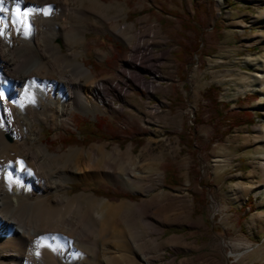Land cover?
<instances>
[{"label":"rangeland","instance_id":"obj_1","mask_svg":"<svg viewBox=\"0 0 264 264\" xmlns=\"http://www.w3.org/2000/svg\"><path fill=\"white\" fill-rule=\"evenodd\" d=\"M4 3L5 8L13 6ZM78 4L96 27L85 31L76 58L89 68L93 83L102 81L108 88L111 103L98 110L71 109L67 118L54 123L34 122L40 127L39 141L49 152L80 151L79 162L65 161L69 179L63 182L62 193L78 203L71 213L73 220L93 216L98 237L85 228L84 232L98 242L84 240L86 244L77 246L73 240L72 245L84 257L109 251L114 258L111 264H264V0H83ZM182 18L190 20L187 27L199 31V49L203 45L207 54L194 52L180 70L173 52L194 35L192 29H183ZM72 19L57 20L62 26ZM78 23L82 28L84 22ZM214 23L219 30L211 28ZM14 28L23 34L20 27ZM52 42L67 51L59 37ZM139 42L142 62L131 57L133 44ZM114 44L125 52L119 61L109 63ZM139 76L145 86L135 82ZM148 82L153 88L146 87ZM210 85L217 88L220 102L231 111H250L254 121L221 136L201 123L194 127L195 141L188 148L178 133L184 123H192L194 112L204 103L201 93ZM125 90L129 93L123 97ZM100 118L138 132L140 143L135 145L130 138L119 143L111 138L83 139L87 127L93 128ZM68 132L76 135L77 144H62L61 137ZM2 134L5 141H12L9 133ZM87 163L95 169L87 168ZM75 164L82 168L81 174L71 172ZM152 165L155 173L146 170ZM165 166L173 169L178 184L164 180ZM1 169L0 164L3 197L9 183ZM91 188L137 197L107 198ZM45 191L52 206L60 207L53 203V189ZM5 208L0 204V209ZM60 235L65 236L54 231L37 240L45 237L43 247L53 250ZM121 253L130 261L119 262L116 256ZM37 263L68 264L57 255L52 260L43 256Z\"/></svg>","mask_w":264,"mask_h":264},{"label":"bare ground","instance_id":"obj_2","mask_svg":"<svg viewBox=\"0 0 264 264\" xmlns=\"http://www.w3.org/2000/svg\"><path fill=\"white\" fill-rule=\"evenodd\" d=\"M74 1L76 3L70 4L69 0H19L21 8L33 10L29 13L28 26L16 25L23 34L14 28L10 11L0 14L7 25L0 35V164L9 183L4 196L0 197V204L6 206L0 209V264H38L43 256L52 260L55 255L64 257L68 264H111L114 259L104 250L84 257L74 246L86 244L84 240L98 242L84 232L89 230L98 237L93 216L80 215L73 220L71 213L78 208V203L62 193L63 182L69 179L65 161L77 162L80 151L49 152L39 141L40 127L34 125V122L54 123L57 118H67L71 109L98 110L110 105L112 100L104 83H93L89 68L76 58L77 46L84 42L85 31L96 26L89 21L81 5H76L83 0ZM4 2L12 4L14 0ZM62 18H73L72 23L60 26L57 19ZM78 20L84 22L82 28H78L81 26ZM116 32L122 34L121 29ZM54 37L63 41L67 51L56 48L52 42ZM28 39L32 42H27ZM140 48V42L133 44L131 57L142 62ZM139 77L141 81L135 82L145 86L144 77ZM146 87L153 88L151 82ZM127 93L125 90L121 94ZM3 131L11 135V142L4 140ZM261 132L264 141L263 128ZM90 165H86L87 168L95 169ZM154 167L146 170L155 173ZM81 170L75 164L71 172L81 174ZM50 189H53V203H59L58 208L47 198L45 190ZM30 195H34V199ZM22 217L23 222H19ZM54 231H61L65 236L56 237L53 250H46L44 239L38 241L37 237ZM100 242L105 244L102 239ZM228 254L240 255L231 251ZM116 259L130 261L123 253L117 254Z\"/></svg>","mask_w":264,"mask_h":264},{"label":"trees","instance_id":"obj_3","mask_svg":"<svg viewBox=\"0 0 264 264\" xmlns=\"http://www.w3.org/2000/svg\"><path fill=\"white\" fill-rule=\"evenodd\" d=\"M175 15V13H174ZM181 18V17H179ZM198 19V18H197ZM181 25L183 29L190 28L193 30L194 35L191 39H188V42H180V48L175 50L174 58L178 63V67L180 70L184 69L185 64L189 61L190 56L195 52L199 51V54L206 55V50L203 45L199 49L200 41L198 40L200 34L199 31L191 25V27H187L190 20L188 19H180ZM211 28L213 30H219L216 24H212ZM185 38V37H183ZM114 53L111 58H109V63H115L119 61L123 54V47L118 44H114ZM212 51L213 47L210 48ZM94 66L97 64L92 62ZM201 97L204 100V103L200 104L197 110L194 112V116L192 119V123L190 125L183 124L181 131L178 133L179 141L186 145V147L191 148L193 146V142L195 141L194 137V127L201 123H208L213 130L214 135H224L226 130H230L234 126H239L242 124H251L253 123V115L248 110H240V111H231L226 103L220 102L217 99V88L214 85L208 86L202 93ZM103 118V117H102ZM97 119L94 121L93 128L87 127L88 132L83 135V139L88 138L93 140V138H102V139H113L115 141L124 142L127 141L128 138L134 140L135 145L140 143L141 137L137 132H127V130L117 127L116 125L105 122V119ZM82 139V140H83ZM61 141L63 145L77 144L79 139L76 137L74 133L68 132L66 135L61 137ZM164 180L169 184H178V178L175 175V172L171 167H164ZM91 191L95 195H101L107 198H134L137 195H132L129 193H119L113 192L109 189L102 190L99 188H91Z\"/></svg>","mask_w":264,"mask_h":264},{"label":"snow or ice","instance_id":"obj_4","mask_svg":"<svg viewBox=\"0 0 264 264\" xmlns=\"http://www.w3.org/2000/svg\"><path fill=\"white\" fill-rule=\"evenodd\" d=\"M11 12L10 19L13 24V26L17 24L28 26V17L29 13L33 10L30 8H21L19 6V0H14L13 6L11 9L4 7V0H0V14ZM39 11V10H37ZM44 13L47 14V10H44ZM6 23L4 20L0 19V35L3 34V32L6 29ZM44 239V238H41Z\"/></svg>","mask_w":264,"mask_h":264}]
</instances>
